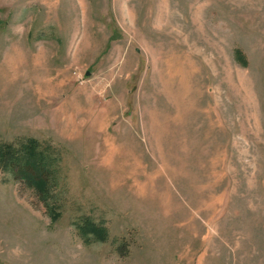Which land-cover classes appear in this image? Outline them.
Wrapping results in <instances>:
<instances>
[{
  "label": "rangeland",
  "instance_id": "374dc122",
  "mask_svg": "<svg viewBox=\"0 0 264 264\" xmlns=\"http://www.w3.org/2000/svg\"><path fill=\"white\" fill-rule=\"evenodd\" d=\"M30 140L48 202L0 164V264H264V0H0Z\"/></svg>",
  "mask_w": 264,
  "mask_h": 264
},
{
  "label": "trees",
  "instance_id": "16d2710c",
  "mask_svg": "<svg viewBox=\"0 0 264 264\" xmlns=\"http://www.w3.org/2000/svg\"><path fill=\"white\" fill-rule=\"evenodd\" d=\"M0 164L8 172L17 169L14 176L20 178L26 186L33 189L42 202L47 205L53 173L49 171L47 159L44 153L38 150L36 141L30 140L27 144L22 145L20 150H16L10 145L1 146ZM51 214L53 218L58 217L54 208ZM80 233L84 237L92 235L100 240L104 239V230L88 221Z\"/></svg>",
  "mask_w": 264,
  "mask_h": 264
}]
</instances>
